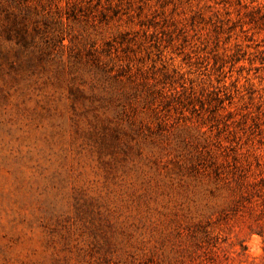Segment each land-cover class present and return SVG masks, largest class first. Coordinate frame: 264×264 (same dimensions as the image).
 Wrapping results in <instances>:
<instances>
[{"label": "rangeland", "instance_id": "374dc122", "mask_svg": "<svg viewBox=\"0 0 264 264\" xmlns=\"http://www.w3.org/2000/svg\"><path fill=\"white\" fill-rule=\"evenodd\" d=\"M221 1L10 4L0 264H264V0Z\"/></svg>", "mask_w": 264, "mask_h": 264}, {"label": "trees", "instance_id": "16d2710c", "mask_svg": "<svg viewBox=\"0 0 264 264\" xmlns=\"http://www.w3.org/2000/svg\"><path fill=\"white\" fill-rule=\"evenodd\" d=\"M20 0H0V13L4 16L0 18V23L2 28L0 29V37L6 35L10 40H18L20 44L27 43V33H28V20H30V9L26 8L27 12L24 13H13L9 6L12 4L14 6L19 3ZM27 0H23L25 3ZM228 3V0H222L221 3Z\"/></svg>", "mask_w": 264, "mask_h": 264}]
</instances>
